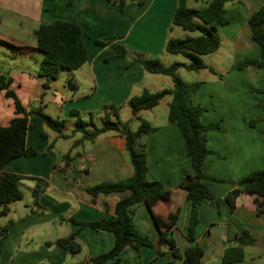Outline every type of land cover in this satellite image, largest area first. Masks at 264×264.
Segmentation results:
<instances>
[{
	"label": "crops",
	"instance_id": "crops-1",
	"mask_svg": "<svg viewBox=\"0 0 264 264\" xmlns=\"http://www.w3.org/2000/svg\"><path fill=\"white\" fill-rule=\"evenodd\" d=\"M190 1L198 2L186 0L189 7H194ZM67 2L0 0V24L11 21L25 29L19 37L0 32V45L9 48L14 58L12 62L0 60L3 63L0 74L11 77L9 87L17 93L26 110L41 107L46 112L48 107V99L43 97V79L36 75L42 53L36 49L34 30L41 23L64 20L81 27L88 59L79 68L63 72V78L68 79L70 85L66 96L54 89L51 98L59 109L56 117L62 116L59 119L65 124L73 123L74 128L71 109L79 110L84 119L88 112L99 110L107 103L116 106L119 112L130 97L144 89L154 92L173 86L170 76L145 71L139 63L131 61V56L156 58L164 64L188 63L174 58L176 55L165 48L170 37L195 36L171 23L176 0H143L141 3L130 0L123 10L110 0H71L69 5ZM262 2L227 0L224 8L229 23L218 28L219 47L202 56L213 70L208 67L177 69V72L181 68L193 72L185 81L200 82L191 96L194 103L205 107L199 115L200 121L218 125L217 129L205 133L206 145L212 153L205 157L201 169L206 177L203 183L215 197L219 211L208 202H203L199 208L195 238L203 248L200 264H223L228 240L242 235L244 230L253 235L255 241L244 246V258L236 264H264V213H257L254 195L241 192L232 204L227 198L240 178L264 167V118L256 120L262 113L258 102H264V67L237 68L244 59L259 57L248 18ZM95 39L121 43L131 56L106 61L115 51L111 44L98 45ZM170 100L171 95H166L157 105L137 113L141 118L150 113L155 120L165 114L160 123H150L155 131L136 140V146L146 153L147 178L160 181L169 192L151 209L147 203L137 204L132 215L137 232L148 236L157 246L142 245L136 250L126 246L119 253L120 264H182V259L174 257L166 245H159V230L152 213L166 219L170 212L178 210L172 235L181 253L189 245L186 234L190 202L177 186L192 168L184 138L167 118ZM35 102H39L37 107ZM14 115L12 100L0 94V125H7ZM74 128L67 133L64 127L62 133L67 137H60L56 131L49 132L34 115L28 116L25 142L26 146L35 148L36 154L15 157L3 167L5 171L26 177L18 181L22 198L9 203L8 212L0 215V224H9L7 234L0 238V264H88L90 257L112 247V232L79 227L67 218L97 221L114 214L115 204L123 193L92 196L86 188L131 176L133 168L125 138L108 130L92 141L84 140L71 148L73 141L81 137V132ZM57 139L69 140L63 152L70 150L66 165L64 154L59 158L54 152ZM27 177L41 181L37 184ZM76 229L75 240L80 245L77 252L55 243L56 239ZM157 248L163 254L157 255Z\"/></svg>",
	"mask_w": 264,
	"mask_h": 264
},
{
	"label": "trees",
	"instance_id": "trees-1",
	"mask_svg": "<svg viewBox=\"0 0 264 264\" xmlns=\"http://www.w3.org/2000/svg\"><path fill=\"white\" fill-rule=\"evenodd\" d=\"M119 5L120 10L124 9L127 1L110 0ZM143 0H137L141 3ZM200 7H189L186 0H176V8L171 23L181 27L185 31L197 32L195 36L183 38L170 37L165 45L166 50L174 55L186 57L189 62H172L164 64L156 58H145L140 55L129 53L125 45L112 43L99 39L94 42L98 45L111 44L115 53L105 58L106 61L131 56V61L139 63L149 73H159L171 77L173 86L158 91L144 89L141 93L133 95L128 100L131 107L132 118L139 120L136 129H131L130 119L121 121L118 118V108L113 104H103L99 110L104 111L105 120L101 126L93 122L92 112H88L89 119L85 120L81 112L71 109L70 114L75 117L74 131H80L81 137L72 143V147L84 140L92 141L102 132L112 130L123 135L125 138L126 150L133 168L131 176L124 180L99 182L88 186L86 191L92 195H108L112 193H123V196L116 202L114 214L106 219L97 221L79 220L72 216L67 219L79 227L89 226L96 231L107 230L113 233L114 243L110 249L99 253L88 259V264H120L119 253L124 247L129 246L138 249L145 245L155 247L148 236L137 232L132 221L134 208L137 204L147 203L150 207L163 197L168 196L163 184L158 180H149L147 174L146 153L144 149L136 146V140L142 135L155 131V127L139 117L137 113L143 109H149L157 105L166 95H171L168 104V121L173 123L181 132L186 146V152L190 159L192 172L187 174L178 184L177 189L185 193V198L190 202L189 218L187 223L186 238L189 245L181 253L176 246L172 235V227L177 217L178 210L170 212L166 219H162L152 213L153 220L159 230V245H166L174 257L182 259V264H200L203 255V248L195 238V229L199 224L198 211L203 202H208L217 212L218 204L210 189L203 183L205 175L202 172V163L205 157L212 153L206 145L205 133L210 129H217V124H203L199 115L205 110L204 106L194 103L191 96L200 85L199 81L187 82L177 72L179 67L187 70H199L207 66L202 59L203 55L210 54L217 50L220 44L218 28L229 23L225 15L224 4L227 0H197ZM68 5L71 0H68ZM252 39L259 48V57L246 58L237 64L242 69L252 66L256 69L264 67V0L262 4L252 12L248 18ZM36 49L42 53V59L36 75L43 79L42 87L48 88L62 69L74 70L79 68L88 59V52L82 40L81 27L64 20H55L51 23H41L34 30ZM14 40H12L13 42ZM12 46H15L14 43ZM11 77L0 74V94L10 98L14 106V116L7 125H0V215L8 212V204L20 200L22 191L18 181L22 176L3 169L4 165L11 159L18 156L30 157L36 154L33 147L26 146V133L28 128V116L34 115L41 123L51 130L56 131L60 137H67L62 131L65 127L63 119L52 117L42 111L41 107L26 110L17 93L9 87ZM261 115L256 118H264V102H258ZM111 116L115 117L112 119ZM255 120V121H256ZM251 122V125L255 123ZM70 150L63 155L64 165L67 164ZM41 181L37 177H27ZM213 180H217L213 178ZM238 186L227 194L228 200L233 199L241 192L254 195V203L257 206V213H264V167L249 172L238 180ZM39 189L35 191V195ZM7 225L0 224V238L8 231ZM78 229L68 236L55 240V243L69 251L77 252L80 249L79 243L75 240ZM255 237L247 230L242 235L228 240V245L223 254V264H236L244 258V246L254 243ZM51 242H46L49 245ZM157 255L163 251L157 248ZM78 264V263H74ZM168 264H172L169 262Z\"/></svg>",
	"mask_w": 264,
	"mask_h": 264
},
{
	"label": "rangeland",
	"instance_id": "rangeland-1",
	"mask_svg": "<svg viewBox=\"0 0 264 264\" xmlns=\"http://www.w3.org/2000/svg\"><path fill=\"white\" fill-rule=\"evenodd\" d=\"M190 5L194 6V7H200L202 4L200 2H194V1H190ZM5 13H3L2 18L4 20L5 17ZM221 29V27H220ZM25 29L21 28L19 25H17L16 23H13L11 21L9 22H4V24H0V32L6 35H12V36H20L21 32H24ZM194 35H197V32H192ZM2 43V42H0ZM4 52V54L2 53ZM12 51L7 48L5 45H0V60L1 59H7L8 61L12 62L14 60V58L11 57ZM174 58L176 59H180L186 62H189V60L181 55H176ZM3 63L0 62V65H2ZM1 69V68H0ZM65 71H62L58 74V76L52 80L48 86V88H43V97H46L45 99H48V107L46 109V114L55 117V118H61L60 117H56L57 115H59V109L56 107L57 104L56 103H52L51 102V98L53 97V90L57 89L60 92H62L64 94V96H66V92L68 91V89L70 88L69 85V80L63 78V72H69L67 70L69 69H64ZM178 75L184 80V78L187 77H191V75H193V72H189L184 68H181L178 71ZM250 78V76H249ZM70 97V96H69ZM68 98V97H67ZM36 104L34 105L35 107H37L39 102H35ZM93 114V122L95 123L96 126H101L104 123L105 120V114L104 111L102 110H98V109H94L91 111ZM110 117L112 119H114L115 117L111 116ZM132 117V111H131V107L128 103H126L124 106H122L121 108H119V112H118V118L121 121H126L130 119V127L131 129H136L137 126L139 125V120L136 118H131ZM145 120L149 121V123L155 124V123H160L161 119H163L165 117V114H162L161 116L159 115L158 119L159 120H155L153 118L152 115H150V113H147V115L143 116ZM89 116L86 115L85 116V120H88ZM251 124V123H250ZM45 128H47V130H49V132H53L49 127H47L44 124ZM74 128V124L70 123L68 124L66 122L65 124V131L67 133H71L72 129ZM77 135H80L79 132L76 133ZM69 142V140H65V139H57L56 145L54 147V152L56 153V155H59L58 157L61 158L62 155L64 154L63 152L65 151V145H67V143ZM60 152H62V154H59ZM24 189V188H23ZM26 189V188H25Z\"/></svg>",
	"mask_w": 264,
	"mask_h": 264
}]
</instances>
